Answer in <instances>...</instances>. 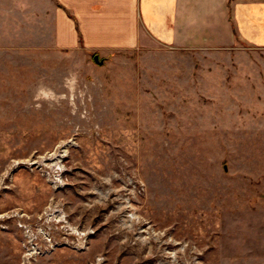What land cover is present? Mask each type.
<instances>
[{
  "label": "rangeland",
  "instance_id": "1",
  "mask_svg": "<svg viewBox=\"0 0 264 264\" xmlns=\"http://www.w3.org/2000/svg\"><path fill=\"white\" fill-rule=\"evenodd\" d=\"M0 264H264V49L0 52Z\"/></svg>",
  "mask_w": 264,
  "mask_h": 264
},
{
  "label": "crops",
  "instance_id": "2",
  "mask_svg": "<svg viewBox=\"0 0 264 264\" xmlns=\"http://www.w3.org/2000/svg\"><path fill=\"white\" fill-rule=\"evenodd\" d=\"M155 45L264 49V0H0V52Z\"/></svg>",
  "mask_w": 264,
  "mask_h": 264
},
{
  "label": "water",
  "instance_id": "3",
  "mask_svg": "<svg viewBox=\"0 0 264 264\" xmlns=\"http://www.w3.org/2000/svg\"><path fill=\"white\" fill-rule=\"evenodd\" d=\"M94 60L98 64H103L105 62V59L104 58H100L99 54H95Z\"/></svg>",
  "mask_w": 264,
  "mask_h": 264
},
{
  "label": "bare ground",
  "instance_id": "4",
  "mask_svg": "<svg viewBox=\"0 0 264 264\" xmlns=\"http://www.w3.org/2000/svg\"><path fill=\"white\" fill-rule=\"evenodd\" d=\"M36 253V252H35Z\"/></svg>",
  "mask_w": 264,
  "mask_h": 264
}]
</instances>
